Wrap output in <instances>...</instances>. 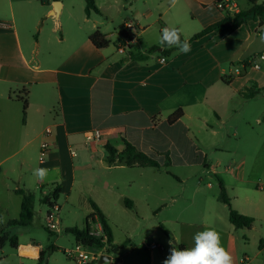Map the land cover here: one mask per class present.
<instances>
[{
	"label": "crops",
	"instance_id": "0c3cea01",
	"mask_svg": "<svg viewBox=\"0 0 264 264\" xmlns=\"http://www.w3.org/2000/svg\"><path fill=\"white\" fill-rule=\"evenodd\" d=\"M215 1L144 0L142 10L133 0H128V9L123 0L102 3L95 0L100 13L87 17L84 9L82 16L74 18L68 11L67 19L73 21L68 22L66 31L60 20L65 11L62 1L58 16L49 4L43 17L33 12L26 14V24L39 30L35 39L20 33L13 11L9 17L2 16L5 18L0 21V185L3 189L8 193L30 192L35 186L46 197L55 186H60L59 200L61 195L70 197L74 191L82 190L78 178L91 171L92 163L100 171L140 170L142 176L156 173L158 176L165 169L181 182L180 176L167 170L175 162L191 169L203 161V167L217 175L215 170L221 161L212 165L210 156H224L226 160L229 157L225 172L235 181L219 175L217 178L223 182L232 207L254 219L251 230L247 231L254 233L260 228L262 250L257 255L264 251V71L256 72L261 70V65L258 70L254 68L255 74L248 82L234 65L264 53V42H259L264 24L260 26L259 21L253 20L227 36L212 32L190 41L224 18ZM245 2L244 10L249 7ZM114 4L125 12L111 16L108 9ZM46 17L59 19L50 32L43 30ZM128 21L137 25L139 41L134 53L143 56L142 61L110 51V46L99 50L91 43L90 36L97 30L110 44L112 40L116 43ZM166 26L182 29L181 40L188 39L191 47L188 53L176 54L177 50L162 53L169 49L162 48L158 42L161 29ZM59 28L60 37L54 34ZM42 47L48 50L43 59ZM153 48L157 50L151 52ZM161 58L166 61L162 62ZM24 97L29 107L21 122L19 111L23 114V106L18 98ZM178 110L183 111V116L169 123L168 118ZM93 130L101 132V139L89 142L87 135ZM125 141L161 164L168 154L170 165L156 169L108 163L105 145L110 144L121 152ZM33 143L30 154L35 152L37 168L49 170L44 181L33 175L34 167L28 160L19 157L21 150ZM43 143L49 145L45 151L41 149ZM249 153L254 163L251 175L244 171ZM191 155L195 156L193 161ZM236 156L239 161L234 164L232 157ZM25 164L30 166L21 171ZM115 186L116 182L108 185V194ZM141 188L145 191L155 188L163 202L161 209L156 210L158 217L176 200L172 198L171 204L164 203L160 181L153 185L145 181ZM205 197L208 201L209 196ZM212 199L223 206L218 214L210 210V205L206 206L209 216L224 221L227 218L230 227L236 230L229 220L228 206L220 200V191ZM105 201L106 198L97 194L91 202L104 213ZM169 220L179 222V216L172 213ZM108 221L111 226L109 218ZM91 222L94 228H89L93 231L96 222ZM110 254L106 251L104 255Z\"/></svg>",
	"mask_w": 264,
	"mask_h": 264
},
{
	"label": "rangeland",
	"instance_id": "374dc122",
	"mask_svg": "<svg viewBox=\"0 0 264 264\" xmlns=\"http://www.w3.org/2000/svg\"><path fill=\"white\" fill-rule=\"evenodd\" d=\"M29 1L28 3L27 0H12V5H10V0H0V21L2 22L5 19L1 18L2 16L7 15L6 17H9L13 11L20 33L35 39L39 30H35L26 24V14L33 12L38 17H43L48 4L54 8L55 3L54 0ZM57 1H64L65 3V11L60 20L64 23V30L66 31L69 23L73 21L67 19V12H72L74 18L82 16L86 0ZM97 1L102 3L103 0ZM123 1L125 9H128V0ZM133 2L137 4L138 8L144 9V0H133ZM238 4L241 10L245 9V0H239ZM125 9L114 4L108 9V12L111 16H117L119 11L123 12ZM154 13L157 12L154 11ZM231 14H234V12H231ZM66 20L67 23H65ZM57 21L59 19L46 17L43 30L45 32L52 31ZM61 31V28H59L54 34L60 37ZM114 42V40L111 41L110 51H117V44ZM259 42H261L260 39ZM47 55L48 50L44 51L42 47V59ZM243 64L236 65L235 63V69L240 71L241 77L248 78L249 82L256 70L250 66L243 67ZM260 65L261 70L256 72L264 71V63L260 62ZM19 118L21 122L24 119L20 111ZM251 124L255 126L254 122ZM32 145H35V143L22 149L19 157L28 160L35 169L39 166V161L35 158V152L33 155L30 154ZM201 150H204V148H201ZM194 157L191 155L192 161ZM252 157L249 153L247 165L244 166L247 175L253 174L254 163ZM230 159L228 157L226 160L224 156L213 154L210 156V164L215 165L216 161H221V166L218 165L219 167L215 170L216 174L235 181L231 175H227L225 172L226 163ZM232 159L234 164L239 161L237 156L236 158L232 157ZM202 163L203 161L201 164L198 163L197 167L191 169L183 168L184 166L177 162L174 163L173 167H168L167 170L171 171L173 175L181 177V182L167 174L165 169L164 173L158 176L156 175L158 173L155 176L153 174L142 176L140 170L100 171L97 169V164L92 163L91 171L82 173L78 178V181L83 184L82 190L74 191L70 197L61 195L58 200L61 207L59 219L62 230L59 234H51L46 229L47 206L42 203L43 195L35 186L30 190V192L35 193L36 197L32 225L28 227H7L9 220H17L20 216L22 196L17 193H8L0 185V236L7 233L10 238L17 237L18 239L17 250L12 248L10 241L0 246V264H38L39 251L44 252L45 264H76L65 252V250H72L76 246L74 236L66 230L74 227L84 230L87 225L91 229L94 228L89 217L93 211L91 201H94L97 194L106 198L104 213L111 223L113 246L115 247V251H112L109 255L111 260L103 264H163L164 259L170 254L169 240L174 243L175 240H178L177 247L183 245L185 248H191L194 246V234L206 228H214L220 233L222 246L232 255L233 264H239V262L241 264L244 257L250 259V264H264V251L257 255L262 250V248L260 249L262 241H260V234L258 233L260 228L256 229L254 233H249L246 229L233 230L227 218L224 221L209 216L211 214L210 210L218 214V209L223 205L212 199V196L220 191L217 175L206 170ZM24 166L25 168L21 171H25L30 165L25 164ZM232 167L236 169V165ZM92 169H96V171L93 172ZM145 181L148 185H153L158 181L162 183L165 204H171V199L176 198L175 202L172 203V207L163 211L159 217L157 215L159 212L156 210L161 209L163 202L158 199L155 188L149 191L142 190L141 186ZM112 182H116L117 186L112 188V191L108 194L107 187ZM209 184L211 185L209 186ZM205 196H209L208 201H206L207 197ZM126 200L133 202L132 208L126 206ZM208 205H210V210L206 207ZM172 213L179 216V222L169 220ZM152 244H159L164 250L151 251L149 246Z\"/></svg>",
	"mask_w": 264,
	"mask_h": 264
},
{
	"label": "trees",
	"instance_id": "16d2710c",
	"mask_svg": "<svg viewBox=\"0 0 264 264\" xmlns=\"http://www.w3.org/2000/svg\"><path fill=\"white\" fill-rule=\"evenodd\" d=\"M247 3L249 6L248 9L240 10L239 12L234 14L221 10L224 13V18L221 21L211 24L210 26L206 27L198 34L194 35L190 41L197 40L212 32H217L222 36H227L232 32H234L235 30H237L242 25L247 24L251 20L259 21L260 26H262L264 24V3H258L257 0H247ZM85 13L87 17H89L92 13H100L95 3V0H86ZM125 37H126V33L122 29L116 44L119 41L123 40ZM90 41L99 50L106 49L110 46V41L99 30L95 31L90 36ZM156 50L157 48H153L150 51L154 52ZM176 50H177L176 48H169L167 50L162 51V53L170 54ZM131 59L142 61L144 57L140 56L139 54L132 53ZM244 66H249V63L244 62L243 67ZM18 99L22 103L23 116L25 119L29 107L28 100L25 97ZM182 116H183V111L178 110L168 118V122L171 124L175 123ZM105 149L108 154L106 160L110 164L115 163L116 165L123 164L127 167L139 166V167H151L156 169L167 168L170 165L168 154H166L167 158L164 164H161L158 160L138 150L136 147H134L132 144H130L127 141H125V148L121 152H118V150L110 144H106ZM218 182L220 187V200L223 203H225L229 208V220L232 223V225L236 229L251 230L254 223V219L252 217L239 213L232 207L230 198L227 195L226 188L223 182L220 179H218ZM16 193L22 196L20 216L17 220H9L7 223V227H12V226L28 227L32 225L33 222L36 197L33 193L22 190H17ZM59 194H60V186H55L52 192L48 196L42 198V203L46 205L49 209L54 204L58 203L57 200ZM125 204L129 208H132L133 206V203L130 200H126ZM91 205L93 208V212L90 215L89 219L93 221L95 220V218L99 219L103 227V231L106 237V242L104 243L102 238L93 236L91 234V229L89 228V226H87L86 229L84 230H80L74 227V228H69L66 231L74 236L76 244H81L87 248H102L106 246L107 251L111 253L112 251H115V247L113 246V234L108 218L94 202H91ZM8 241L11 242L12 248L14 250H17L18 248L17 237L10 238L7 233H4L0 236V246L5 245ZM261 247H262V242L260 243V248ZM178 248L183 249L185 247L183 245H179ZM38 263L45 264L43 251H41L39 254Z\"/></svg>",
	"mask_w": 264,
	"mask_h": 264
},
{
	"label": "clouds",
	"instance_id": "9594fccd",
	"mask_svg": "<svg viewBox=\"0 0 264 264\" xmlns=\"http://www.w3.org/2000/svg\"><path fill=\"white\" fill-rule=\"evenodd\" d=\"M175 3V0H172ZM211 10V9H210ZM259 37L264 42V29H261ZM182 29L174 26H166L161 29L159 44L163 48H176L177 53H188L191 50L188 39L181 40ZM264 59V57H261ZM259 68V65L256 66ZM49 170L46 168H35L33 175L40 181L46 180ZM194 246L180 249L175 243L168 241L170 254L164 259L163 264H233L232 255L222 246L221 235L214 228H206L198 231L193 236Z\"/></svg>",
	"mask_w": 264,
	"mask_h": 264
},
{
	"label": "built area",
	"instance_id": "2783aa9c",
	"mask_svg": "<svg viewBox=\"0 0 264 264\" xmlns=\"http://www.w3.org/2000/svg\"><path fill=\"white\" fill-rule=\"evenodd\" d=\"M215 6L219 10L227 11V12H239V7L236 4V0H216ZM137 25L133 21H128L124 24L123 31L126 33V37L117 43V52L122 55H131L136 52V45L139 41V33L136 30ZM264 53L254 57L251 61H249V66L255 69H260V62L264 59ZM162 62L166 61V58H161ZM259 65V68L256 66ZM87 139L89 142L99 141L101 139V132L99 130H93L89 132L87 135ZM49 145L47 143H43L41 146L42 151L47 150ZM72 154H76L75 151ZM230 171L233 168H229ZM61 211V207L58 203L54 204L48 209L46 214V228L54 233L59 234L62 230L60 227V219L59 214ZM94 222H96V229L91 231V234L95 237L102 238L104 243L106 242V237L103 231V227L98 218H95ZM151 251L160 250L163 251V247L159 244H152L149 246ZM107 251L106 246L102 248H87L81 244H76L75 248L72 250H65V252L69 255L70 258L74 259L78 264H92L98 262L101 257ZM241 264H250V259L248 257H244L241 260Z\"/></svg>",
	"mask_w": 264,
	"mask_h": 264
},
{
	"label": "water",
	"instance_id": "95a60500",
	"mask_svg": "<svg viewBox=\"0 0 264 264\" xmlns=\"http://www.w3.org/2000/svg\"><path fill=\"white\" fill-rule=\"evenodd\" d=\"M54 3H55V5H54V14L56 16H58L59 12H60L61 3L59 1H56ZM109 260H111V258L109 256L103 255L101 257V259L99 260V264H103L104 262L109 261Z\"/></svg>",
	"mask_w": 264,
	"mask_h": 264
}]
</instances>
